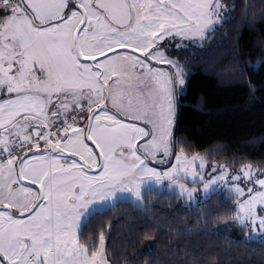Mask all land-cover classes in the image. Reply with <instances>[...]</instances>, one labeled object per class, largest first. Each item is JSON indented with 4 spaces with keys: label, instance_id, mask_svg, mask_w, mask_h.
Returning a JSON list of instances; mask_svg holds the SVG:
<instances>
[{
    "label": "snow or ice",
    "instance_id": "obj_1",
    "mask_svg": "<svg viewBox=\"0 0 264 264\" xmlns=\"http://www.w3.org/2000/svg\"><path fill=\"white\" fill-rule=\"evenodd\" d=\"M238 7L0 0V264H135L134 252L117 258L100 217L120 203L143 211L164 191L201 207L220 195L216 218L239 226L241 243L264 244V160L189 155L174 131L188 74L181 53L209 41ZM253 7L244 0L245 19ZM234 63L240 75L264 67ZM248 87L264 83L248 78ZM177 256L174 264L219 261L215 249L187 243Z\"/></svg>",
    "mask_w": 264,
    "mask_h": 264
},
{
    "label": "trees",
    "instance_id": "obj_2",
    "mask_svg": "<svg viewBox=\"0 0 264 264\" xmlns=\"http://www.w3.org/2000/svg\"><path fill=\"white\" fill-rule=\"evenodd\" d=\"M249 2L254 7L245 19L244 0H228L240 5L229 13L234 18L210 34L212 38L203 46L181 53L182 61L188 60V74L174 131L189 155L199 152L220 162L233 157L237 162L264 160V90L253 93L248 87V78L256 86L264 83V67H248L243 75L230 71L237 66L234 60L250 61L252 66L264 60L262 0ZM148 198L153 203L143 211L134 204L120 203L100 217L111 224L108 243L118 259L127 250L134 252L135 264H174L177 252L183 255L187 243L191 249H215L218 264H264V244L241 243L242 229L216 218L223 207L220 195H212L202 207L198 203L183 206L179 198L169 199L166 191L153 192ZM186 226L193 230L191 235L173 231ZM202 227L209 231H195ZM142 229L154 232L158 239L142 237ZM195 255L192 251L189 258Z\"/></svg>",
    "mask_w": 264,
    "mask_h": 264
},
{
    "label": "rangeland",
    "instance_id": "obj_3",
    "mask_svg": "<svg viewBox=\"0 0 264 264\" xmlns=\"http://www.w3.org/2000/svg\"><path fill=\"white\" fill-rule=\"evenodd\" d=\"M205 43H206V42H205ZM205 43H204V44H205ZM204 44H203V45H204ZM203 45H202V46H203ZM186 80H187V77H186ZM184 90H185V89H184ZM183 93H184V92H183ZM180 96H181V95H179V96H178V99H177V109L179 108L180 103H181V102H180ZM166 192H167V191H166ZM201 192H202V189H201ZM167 193H168V192H167ZM180 202H181V204H182L183 206H189V205H191V204H196L195 202H193V203H189V202L182 201L181 199H180Z\"/></svg>",
    "mask_w": 264,
    "mask_h": 264
}]
</instances>
